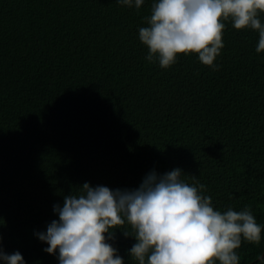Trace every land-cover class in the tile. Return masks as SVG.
Returning a JSON list of instances; mask_svg holds the SVG:
<instances>
[{
	"label": "trees",
	"instance_id": "trees-1",
	"mask_svg": "<svg viewBox=\"0 0 264 264\" xmlns=\"http://www.w3.org/2000/svg\"><path fill=\"white\" fill-rule=\"evenodd\" d=\"M154 2L0 0V236L26 264H59L36 233L65 196L85 182L135 189L153 170L180 168L216 210L251 206L264 225L259 33L222 21L218 70L197 53L164 69L139 40ZM261 237L242 240L240 264H261L264 228ZM108 242L136 264L133 237L117 229Z\"/></svg>",
	"mask_w": 264,
	"mask_h": 264
},
{
	"label": "clouds",
	"instance_id": "clouds-1",
	"mask_svg": "<svg viewBox=\"0 0 264 264\" xmlns=\"http://www.w3.org/2000/svg\"><path fill=\"white\" fill-rule=\"evenodd\" d=\"M139 10L144 0H117ZM264 0H155L139 40L148 49L145 59L167 69L178 54L197 53L199 62L218 70L214 61L224 47L225 23L259 33L256 52H264ZM183 170L149 172L138 188L115 190L85 182L77 192L54 205L58 219L38 238L59 264H126L109 240L116 230L133 237L128 257L136 264H240L242 240L259 245L264 225L257 223L251 206L236 211L216 210L206 186L189 184ZM128 226V227H126ZM130 228V230H129ZM264 264V256H259ZM0 261L26 264L16 251L6 253L0 236Z\"/></svg>",
	"mask_w": 264,
	"mask_h": 264
}]
</instances>
